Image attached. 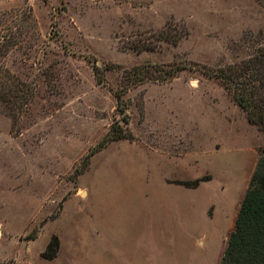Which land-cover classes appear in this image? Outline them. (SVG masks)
<instances>
[{"label":"rangeland","instance_id":"obj_1","mask_svg":"<svg viewBox=\"0 0 264 264\" xmlns=\"http://www.w3.org/2000/svg\"><path fill=\"white\" fill-rule=\"evenodd\" d=\"M0 36V69L21 89L0 108V264H115L121 225L152 263L220 264L264 132L214 75L264 51V3L0 0ZM144 40L156 49L135 50ZM143 65L183 69L141 84ZM177 187L193 203L174 217Z\"/></svg>","mask_w":264,"mask_h":264},{"label":"trees","instance_id":"obj_2","mask_svg":"<svg viewBox=\"0 0 264 264\" xmlns=\"http://www.w3.org/2000/svg\"><path fill=\"white\" fill-rule=\"evenodd\" d=\"M261 1L264 3V0ZM170 27L171 25H168V28ZM3 41L4 38L0 36V46ZM158 41L170 40L168 38H160ZM134 49L140 52L154 50L156 45L144 40L140 48L139 46H134ZM148 68L162 71L161 73L163 74L160 75L162 78H156L148 71L143 74L142 70ZM177 69L143 65L134 68L131 72H134L132 74L135 80L142 84L146 80L168 82L177 76L179 70L183 68ZM214 76L223 82L235 103L246 112L250 123L258 126L264 132V51H259L244 63L220 68L215 72ZM17 86L11 80V76L5 75L3 70L0 69V108H10L11 111L15 109L17 100L21 97L19 93L21 89L17 88ZM126 138L121 130L118 135L110 136L109 140L117 141ZM107 145V143L103 142L95 153L101 151ZM201 181L203 180L180 182V184L186 187H197ZM59 248V238L53 236L46 251L43 253V258L53 260L57 257ZM220 264H264V147L255 173L241 203L234 231L229 237Z\"/></svg>","mask_w":264,"mask_h":264},{"label":"crops","instance_id":"obj_3","mask_svg":"<svg viewBox=\"0 0 264 264\" xmlns=\"http://www.w3.org/2000/svg\"><path fill=\"white\" fill-rule=\"evenodd\" d=\"M82 180V179H81ZM80 180V187L86 190V196L88 195V190L86 186L82 185ZM169 195L166 197L170 201V209L173 211L174 217L177 215V211L184 207L185 204H192V199H189L190 191L185 188H175L169 192ZM73 197H78L77 195ZM72 197V198H73ZM71 199V198H70ZM120 215H125V219L127 223H133L137 218V211H125L124 206H121L120 211L118 212ZM176 231L174 229H166L163 234V239L166 241L168 238H172L175 240ZM137 228L133 226L132 228H126V226L121 225L117 230H115V264H163L161 260L156 261V263H152L151 259L147 257V254L144 251L143 246L140 247L139 250L134 248L135 240L137 239ZM142 243V242H141ZM139 242L138 244L141 245Z\"/></svg>","mask_w":264,"mask_h":264}]
</instances>
